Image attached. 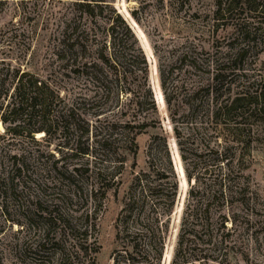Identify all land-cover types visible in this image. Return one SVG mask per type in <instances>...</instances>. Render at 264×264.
Segmentation results:
<instances>
[{
	"label": "rangeland",
	"instance_id": "1",
	"mask_svg": "<svg viewBox=\"0 0 264 264\" xmlns=\"http://www.w3.org/2000/svg\"><path fill=\"white\" fill-rule=\"evenodd\" d=\"M103 1L89 19L73 0H0V264H114L136 176L154 170L178 185L161 264H173L195 196L205 240L231 235L217 251L189 243L177 263L264 264V116L218 115L264 89V20L216 15L218 0ZM23 73L60 94L59 127L34 140L2 122ZM224 158L236 190L225 200Z\"/></svg>",
	"mask_w": 264,
	"mask_h": 264
},
{
	"label": "trees",
	"instance_id": "2",
	"mask_svg": "<svg viewBox=\"0 0 264 264\" xmlns=\"http://www.w3.org/2000/svg\"><path fill=\"white\" fill-rule=\"evenodd\" d=\"M73 4L81 8L83 15L89 19L98 16L94 13V10L102 9L105 6L109 7V5H106V1L103 0H73ZM216 6V15L239 12L241 16L247 14L248 17L259 20L260 25H262L264 20V0H218ZM116 18L122 22L125 32L131 34L130 28L121 19V16L116 14ZM242 25L243 28H247L252 24L246 22L237 25L236 28H239L238 31L240 32ZM101 63L103 68L109 67L110 70L113 68L115 76L120 74V66L112 58L109 60L102 58ZM144 64H146L145 61ZM5 85V83L0 84V98H2ZM11 87H14L11 96L13 100L6 107L4 117H2L4 125H13L7 129L11 135L20 136L25 131L28 137L34 140L32 138L33 134L45 132L50 135L49 133H51L52 129L59 127V125L57 126L58 122L52 120V118L60 94H55L57 91L53 89L51 84L45 83L33 75L23 73L21 76L19 74L15 76L14 84ZM6 92L8 94V91ZM7 94L5 97H8ZM226 101L224 106L219 107L218 115L225 118L233 117L236 124L243 125L246 120L253 118L256 114L264 116V89L255 96H248L242 93L236 98ZM26 120L25 124L24 121ZM22 123L27 126H22ZM140 128L144 127L141 126ZM132 143L137 147L135 138ZM166 156L170 170L173 171L168 150L166 151ZM222 161L223 163L226 162L227 170L222 176L217 177L219 179L217 191L220 197L225 200L228 195L234 196L236 190L233 191L230 186L233 176V171L230 168L231 161L228 158H224ZM174 175V172L172 176L171 174H166V172L157 173L154 170L150 173H144L142 176H136L137 185H135V188H138V192L133 193L132 189L128 203L124 208V217L121 221L122 230L118 231L117 235V240L121 242L122 249L117 254L114 264H161L165 241L169 232L170 218L178 193V185ZM193 178L196 182L200 180L199 176H188V180ZM202 186L204 185L202 184ZM195 197L192 200V204L187 206L186 214L182 219V229L173 264L190 263L189 260L177 263L181 253L189 248V243L206 242L207 245H211L217 251V246H220L221 243L225 244L226 236L229 237L231 235V231H229L225 237L215 236L214 240H205L210 235L212 225L206 224L207 220L200 215L202 211L199 209L197 196ZM149 202L151 203L150 208L148 206ZM147 209H149L148 212L146 211ZM225 221L227 222L228 220ZM130 223L133 225V230H131ZM217 233L219 232L217 231ZM201 260L203 264L215 261L213 257L207 256H204Z\"/></svg>",
	"mask_w": 264,
	"mask_h": 264
},
{
	"label": "water",
	"instance_id": "3",
	"mask_svg": "<svg viewBox=\"0 0 264 264\" xmlns=\"http://www.w3.org/2000/svg\"><path fill=\"white\" fill-rule=\"evenodd\" d=\"M179 189H180V184H179Z\"/></svg>",
	"mask_w": 264,
	"mask_h": 264
}]
</instances>
